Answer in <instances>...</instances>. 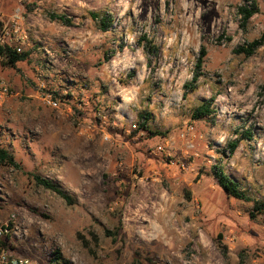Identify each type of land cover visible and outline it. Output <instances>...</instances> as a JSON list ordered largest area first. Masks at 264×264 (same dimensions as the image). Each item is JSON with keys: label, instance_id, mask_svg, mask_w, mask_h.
I'll return each instance as SVG.
<instances>
[{"label": "rangeland", "instance_id": "rangeland-1", "mask_svg": "<svg viewBox=\"0 0 264 264\" xmlns=\"http://www.w3.org/2000/svg\"><path fill=\"white\" fill-rule=\"evenodd\" d=\"M246 1L0 0V21L22 6L27 37L15 68L0 60L10 90L0 148L18 165L0 166V224L13 216L18 231L11 254L34 264L55 251L69 264H264V214L250 218L252 203L229 198L214 176L264 200V43L235 53L264 34V0H248L259 12L241 28ZM209 100L214 114L191 120ZM143 112L162 135L139 128Z\"/></svg>", "mask_w": 264, "mask_h": 264}, {"label": "trees", "instance_id": "trees-1", "mask_svg": "<svg viewBox=\"0 0 264 264\" xmlns=\"http://www.w3.org/2000/svg\"><path fill=\"white\" fill-rule=\"evenodd\" d=\"M246 2H250L248 5ZM245 4L239 6L237 8V15L240 19V27L244 28L250 19L257 15L259 12V8L257 4L254 1H246ZM90 19L93 22H97L100 25V30L102 32L107 31V28L109 25L106 24V19L100 17L96 13H90L89 14ZM264 43V34L258 39L253 41L252 43L248 44L245 47H240L237 50H235L236 54H243L247 57L251 56L253 52L260 47ZM204 50H201L200 56L203 58L204 56ZM25 56L23 54H17L14 50L10 49L7 46H0V60L4 67L13 69L15 68L16 64L23 61ZM202 58H200L197 62V67H200ZM214 114L213 109L211 108L210 100L207 102H202L198 106H196L190 114L191 120H203L207 119L208 117L212 116ZM140 123L139 128L148 132L152 133L153 135H162L157 132H151L148 128V121L150 120V114L143 112L139 115ZM237 147V143L233 142L229 144V150L230 153L233 154L235 149ZM0 166L3 167H14L18 169V165L16 164L13 157L9 154V152L3 148H0ZM215 179L218 183V186L223 190V192L232 199H235L237 201H243L252 203V213L250 214V218H254L255 215H262L264 214V200H253L250 197L246 195V193L239 188V183L228 176H225L221 171H215L214 172ZM34 183L38 186L43 188L46 191H49L56 196H58L60 199L64 201V203L67 206L73 205V199L67 194L64 190L61 189L60 186L55 184L54 182L43 179L40 176H33ZM31 212H35L34 210H30ZM7 243L2 242L0 244V247L6 249V250H14V246L11 243V240L8 238ZM48 264H69L67 261L61 258L60 254L55 251L52 254V257L50 258Z\"/></svg>", "mask_w": 264, "mask_h": 264}, {"label": "built area", "instance_id": "built-area-1", "mask_svg": "<svg viewBox=\"0 0 264 264\" xmlns=\"http://www.w3.org/2000/svg\"><path fill=\"white\" fill-rule=\"evenodd\" d=\"M250 2H246L248 5ZM22 6L15 7L7 20L0 21V46H7L14 50L17 54L23 53L24 41L27 39L24 32L20 29V22L22 20ZM9 85L8 83L0 78V103L9 96ZM44 102L50 107H56L57 104L51 98L46 97ZM14 218L11 216L9 221L0 224V244L2 242L7 243V239L18 237L17 227L13 226ZM0 264H34L26 258H21L11 254L10 250H6L0 247Z\"/></svg>", "mask_w": 264, "mask_h": 264}]
</instances>
